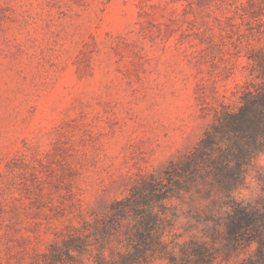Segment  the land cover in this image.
Listing matches in <instances>:
<instances>
[{"label": "rangeland", "instance_id": "rangeland-1", "mask_svg": "<svg viewBox=\"0 0 264 264\" xmlns=\"http://www.w3.org/2000/svg\"><path fill=\"white\" fill-rule=\"evenodd\" d=\"M0 264H264V0H0Z\"/></svg>", "mask_w": 264, "mask_h": 264}]
</instances>
